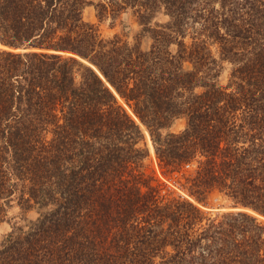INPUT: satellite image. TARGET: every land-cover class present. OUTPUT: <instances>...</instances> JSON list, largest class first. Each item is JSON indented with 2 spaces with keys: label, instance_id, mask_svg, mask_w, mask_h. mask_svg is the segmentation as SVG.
<instances>
[{
  "label": "trees",
  "instance_id": "trees-1",
  "mask_svg": "<svg viewBox=\"0 0 264 264\" xmlns=\"http://www.w3.org/2000/svg\"><path fill=\"white\" fill-rule=\"evenodd\" d=\"M0 46V264H264V0H0Z\"/></svg>",
  "mask_w": 264,
  "mask_h": 264
},
{
  "label": "rangeland",
  "instance_id": "rangeland-1",
  "mask_svg": "<svg viewBox=\"0 0 264 264\" xmlns=\"http://www.w3.org/2000/svg\"><path fill=\"white\" fill-rule=\"evenodd\" d=\"M89 1L93 2L95 4V3H97V2H99L101 0H89ZM124 14H127V16H128L126 21L123 20ZM124 14L120 15L116 20H112L110 17H108L104 21L98 22V20L96 18V12H95L94 7L93 6H88L84 10V19L87 22H91V23H94V24L98 25L99 29H100V32L102 33V35L104 37H111V36H113L115 34L123 35L124 33H126L128 35L127 39L129 40V42H133V39H134L135 35L139 32L140 27H139V25L137 23L136 17L132 14L131 10H129L128 13H124ZM167 20H168V18L166 16L158 15L157 18L154 20V22L165 23ZM126 29H128V31H126ZM141 43H142V47L145 49V48H147L150 45V39L148 37H144L142 39ZM226 77H227V73H225L222 76V78H221V81L223 83L226 81ZM183 128H184V122L180 120V121H177L173 125L172 131L179 132ZM145 141H146V145H147L148 150H149L148 163L153 169H155V171H156L158 177L160 178V180L164 182L165 179L162 177V175L160 174L159 169L157 167V161H156V158H155L154 149L152 147V150H153V153H152L146 134H145ZM151 146H152V144H151ZM211 203L214 205V207L211 208V209L205 210V211L211 212L212 215L215 214L216 212H229V211H231V210L228 209V208H231V207L228 206L226 201L221 199V198H219L218 200L213 199L211 201ZM1 231L2 230H0V234H1Z\"/></svg>",
  "mask_w": 264,
  "mask_h": 264
},
{
  "label": "water",
  "instance_id": "water-1",
  "mask_svg": "<svg viewBox=\"0 0 264 264\" xmlns=\"http://www.w3.org/2000/svg\"><path fill=\"white\" fill-rule=\"evenodd\" d=\"M127 18H128V16H127V14H124V16H123V20L124 21H126L127 20ZM126 31H128V29H126ZM1 47V46H0ZM94 69H95V71L98 73V75L104 80V78H103V76L100 74V72L94 67V66H92ZM108 84V83H107ZM108 86L113 90V88L108 84ZM113 92L115 93V95L118 97V95L116 94V92L113 90ZM133 115V114H132ZM134 116V115H133ZM138 120V119H137ZM139 122V121H138ZM139 124H141L140 122H139ZM229 210H231V211H240V209H238V208H228Z\"/></svg>",
  "mask_w": 264,
  "mask_h": 264
},
{
  "label": "bare ground",
  "instance_id": "bare-ground-1",
  "mask_svg": "<svg viewBox=\"0 0 264 264\" xmlns=\"http://www.w3.org/2000/svg\"><path fill=\"white\" fill-rule=\"evenodd\" d=\"M119 99V98H118ZM119 101H120V103L125 107V109L127 110V112L136 120V122L137 123H139L138 122V120L132 115V112H131V110L128 108V107H126L125 106V104H124V102L121 100V99H119ZM143 129H144V127H142ZM144 132H145V134H146V136H147V138H148V142H149V146H150V149H151V152L153 153V150H152V146H151V142H150V138H149V135H148V133L146 132V130L144 129Z\"/></svg>",
  "mask_w": 264,
  "mask_h": 264
}]
</instances>
